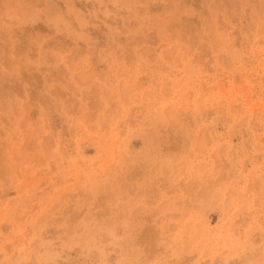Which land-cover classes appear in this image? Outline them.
Instances as JSON below:
<instances>
[{"label":"rangeland","instance_id":"rangeland-1","mask_svg":"<svg viewBox=\"0 0 264 264\" xmlns=\"http://www.w3.org/2000/svg\"><path fill=\"white\" fill-rule=\"evenodd\" d=\"M0 264H264V0H0Z\"/></svg>","mask_w":264,"mask_h":264}]
</instances>
